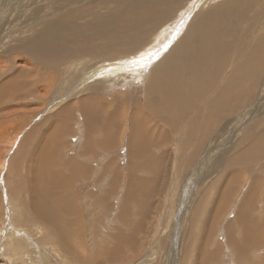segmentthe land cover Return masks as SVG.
<instances>
[{"label": "rangeland", "instance_id": "374dc122", "mask_svg": "<svg viewBox=\"0 0 264 264\" xmlns=\"http://www.w3.org/2000/svg\"><path fill=\"white\" fill-rule=\"evenodd\" d=\"M35 1H39V17L48 7L49 12H56L58 9L59 12H63L76 8V11L69 14L75 24L81 25L76 26L81 30H86L87 24L93 22L94 11L103 13L106 10L102 5L103 0H23V3L20 2L14 9L12 7L14 1L0 0V83L5 79V75L9 76L21 68L20 82H28L29 86L32 85L31 89H36L35 83H29L33 73L27 71L28 54L31 58L33 56L26 48L19 47L27 41L26 39L32 37L30 31H27L28 35L26 34L22 28L24 24L21 22L33 9L36 11L35 6L30 10L29 7L28 9L24 7L27 3ZM222 1L224 0L165 2L163 8L169 15L165 16L158 28L148 34L145 42L147 44L153 41L147 45V48L154 50L155 54L149 56L148 52L143 53L142 44L137 51L133 50V54L125 53L120 59L116 57L117 66L99 64L107 67L100 71L94 65L98 58L108 56L107 54L101 53L100 56V53L96 55L95 51H91L82 56L75 55L72 50H68L71 45L65 37L70 27H66L63 31L62 34L65 36L61 32L55 33L56 40L67 41L61 48L55 50L56 57L34 59L42 63L40 67L42 71L45 68L51 70L59 67L62 62L68 61L57 69L58 79L60 76L62 78L70 75L63 72L66 67L76 77L74 84L69 87L70 90L74 91V88L79 86L81 92L78 89L77 95L56 100L54 106H52L53 102L40 103L35 95L31 98L25 95L20 100H12V105L6 107L4 103H0V264H202L198 259L203 255L208 262L206 264H264V156L259 157V148L254 145L262 141L264 148V85L260 86L262 91L253 87L249 95L245 93L246 102L243 101L240 107H237L240 103L235 99V95L227 97L231 101L225 98L216 99L214 93L210 94V89L204 86L195 87L190 91L191 89L186 85L181 94L187 92L188 95H177L178 105L175 103L177 107L174 105L169 108L158 107L153 109L155 114L148 113L151 111L148 107L149 103L148 101L145 103L144 100L148 96L145 88L150 71L161 58L166 57L167 52L172 50L181 34L186 32L190 23L188 17L202 9L212 12L216 7L215 4L221 6ZM258 1L264 4V0ZM87 6H90L89 9H84ZM8 14L10 16H7ZM221 18L222 20L218 22L221 24L218 32H223L222 35H234L241 21L237 23V17H232L234 23L227 26L225 19L222 16ZM212 22L210 13L208 23ZM202 25L205 24L201 22L197 26ZM255 27V34L252 36L260 37L259 34L257 35L258 22ZM21 33L27 35L26 38ZM160 33L162 36H159ZM142 34L144 35V32ZM144 59H148V62L143 63ZM33 63L36 65L34 67H37V62ZM126 64L128 66H125ZM174 65L169 64L165 70L172 71L175 66V69L181 68L180 65ZM116 67L120 71L116 73L117 77L114 81H109V74L106 71L108 68L116 69ZM137 73L138 75L141 73V76L136 77ZM79 74L83 79L85 78L84 85L81 81L77 82ZM97 79H100L101 84L100 89L95 93L91 88L97 83L95 82ZM3 94H6L4 90ZM100 96L106 100H115L112 107V110L116 107L115 114L112 112L106 116L105 111L101 112L100 104L96 101ZM94 100L96 103H93ZM132 100L144 101L147 112L149 122L144 124L139 120L136 126L133 124L135 130H141V137L145 134L147 139L150 138L147 143L149 145L144 146L145 148L138 144L130 147L129 138L132 136L133 126L129 116L132 112L137 113L135 109H140L139 105L124 104L128 101L133 102ZM69 101L72 105H67ZM223 102L228 103V107L232 108L231 112H222L221 108L216 106ZM24 103L26 105H23ZM34 103L39 104L40 107L34 109ZM61 105L64 106L66 114L64 122H59L63 127L65 126L63 132L61 131L62 139L59 136L60 126L56 119L48 118L50 113L52 114ZM80 106L93 110L91 118L94 122L84 120L83 107ZM105 110L111 112L109 106H106ZM241 116L243 117L240 118ZM9 122L11 124L5 128L6 123ZM209 125L211 128L208 130ZM31 129H35L36 132L29 133ZM208 133L210 136L207 135ZM104 136L107 137L106 141L114 143L112 148L106 147V151L100 147V143L105 141H102L105 139ZM55 138L57 141H54ZM49 140L55 142L54 148L50 143L47 144L51 150L44 149L41 163L45 164L48 160L52 163L47 179L56 176L59 182L60 176H65L63 181L69 183V188L61 191L60 196L63 197L64 194V197H68H63L64 203H69L68 205L74 210L72 214L70 211H65V215L60 211L59 215L51 213L49 222L44 223L29 209V205L33 206L32 199L28 198L31 193V182H28V173L24 171L29 159L27 158L26 162H19L14 156L19 155L18 151L21 154L26 151L28 154L36 143L35 153H38ZM72 155H78L87 173L72 170L78 164ZM35 157L38 158V154ZM67 158L72 159V163L65 162ZM39 171L46 174L43 166ZM33 173L32 176L35 178V170ZM58 186L60 187V183ZM223 187L225 190L222 193L220 190ZM102 193L105 194L104 198L100 197ZM217 193H221L222 198ZM220 200H223L222 207L212 215L216 203H220ZM47 205L51 206V204ZM60 215L65 216V222L59 217ZM251 218L252 221L249 222ZM238 221L242 224H238ZM248 222L249 226L256 222L260 223L263 230L261 245L254 247L255 252L247 250L243 254L242 251L241 259H237L230 249V235L232 234L233 244L240 240L239 232L243 231ZM238 243L241 244L242 241ZM213 247L218 248L219 251L212 250ZM201 248H205L207 253L204 254L205 250ZM242 248L243 246H240V249ZM211 250L212 252H209Z\"/></svg>", "mask_w": 264, "mask_h": 264}, {"label": "bare ground", "instance_id": "6f19581e", "mask_svg": "<svg viewBox=\"0 0 264 264\" xmlns=\"http://www.w3.org/2000/svg\"><path fill=\"white\" fill-rule=\"evenodd\" d=\"M12 1H14L13 6H12L14 9V7H16V5L19 6L20 2H22L23 0H21V1L20 0H12ZM169 1H172V0H103L102 5H103V8H105L106 10H104L103 13H97L96 11H94V13L92 15L93 16V22L87 24L86 30H81L80 28H76V26H81V25L75 24L73 22V19L71 18L72 16L69 14V12L76 11V8L74 10L69 9V11L68 10L67 11L62 10L63 12H59V9L56 12H49L50 10L48 7L47 10L42 9L44 11V13L41 14V17H39V9H40L39 8V1L27 3L26 4L27 7L24 6L25 8L28 9V7H29V10H30V8L35 6L37 9H36V11L33 9L32 12L30 13V15L21 22L24 24L23 27L22 26L21 27L26 31L27 35H28L27 31H30L32 35L30 33L29 34H30V37L31 36L32 37H31V39H26L27 41L26 42L24 41L23 43H22V41H23L22 40L20 42L22 44L19 47H22V48L24 47V49L26 48L27 50H29L30 54L33 56L31 58V57H29V54H28L27 59L29 62V67H28L27 71L29 73L30 72L33 73V77L29 78V79H31L29 81V83H31V84L35 83L36 89H31L30 86H32V85L29 86L28 82L27 83H21L20 82L21 81L20 80V72L22 69L19 68V69L15 70L9 76L5 75V79H3V81L0 83V103L1 102L4 103L5 107H6V106L12 105L11 104L12 100L13 101L14 100H20L21 97L22 96L25 97V95H26V97H29V98H31L32 95H35L38 98V101L40 103L46 104V101H48L49 103L53 102L52 106H54L56 100L61 99V98L66 99L65 98L66 96H70V95L73 96V95L78 94V89L80 91V87L78 86L77 82L81 81V83L83 84V80H85V78L83 79V76L81 74H79L77 76V78H79L78 81L76 82L78 87H75L74 91L70 90L69 87H71V85L74 84L76 77L73 76L72 72H70L66 67L64 68L63 72L69 73L70 75L67 77L64 76L61 78V76H60L62 74L61 73L59 75L60 78L58 79V70L57 69L58 68L60 69V67L63 66L65 63H68V61L62 62V64H60L59 67L51 68V70H47L45 68L42 71V68H40V67H42V65H41L42 63L35 60V59L41 60V58L42 59H54L56 57L55 50L58 47L61 48L67 41L56 40L55 39V33L61 32V34H62L63 31H65V28L68 26L70 27V29L68 31L67 36H65L64 34H62V35L66 37V40H68L69 44L71 45V47L68 50H72L73 54L78 55V56H82V55L88 54V52L95 51L96 55L98 53H100L99 54L100 56H102V54L108 55L105 57L102 56V57L98 58V60L96 61V64L94 63L95 64L94 66H96L98 68V71H100L101 69L103 70V69L107 68L106 66H100L99 64H105L107 66H117V58L120 59L121 55H124L125 53H128L129 55L133 54V50L135 49L137 51V49L142 44H143L142 52L143 53L148 52L147 55L153 56L155 54V51L147 48V45L153 41L151 40L147 44H145V42L148 39V34L151 31L158 28L160 26L161 22L163 21V19L165 18V16L167 14L169 15V13H165V9L163 8L164 3L169 2ZM174 1H179V0H174ZM11 4H12V2H11ZM194 6H195V4H194ZM215 6L216 7H214V10L212 12L211 11H202L203 10L202 9L200 12H194L193 15H191L189 17L187 16L190 19V21H189L190 23L188 22L189 25H187L188 26L187 30L185 29L186 32L184 30L185 33L183 35L181 34V37L178 38L177 42L174 44V47L172 46L173 47L172 50L170 52H167L166 57L161 58L160 61L154 67V69L152 71H150L151 74H149L150 77H149V80H148L146 88H145L146 92H148V96L144 98L145 103H146V101H148L149 106H148V104H147V106L151 110V111L147 110L148 113L152 112L153 114H155L153 109H156L158 107L169 108L171 106L173 107V105L176 106L175 103H177L176 102L177 101V95H180V96L181 95H188L186 91H185L186 94H181L182 92H184L183 90H184L186 85L189 86V88L191 89L190 91H192V89L195 87L204 86L208 90L210 89L209 90V92H211L210 94H212V92L214 93V95H215L214 97L216 99L217 98H221V99L225 98L226 100L231 101L227 97L229 95H231V97H232V95H235L236 98L235 97H233V98H235L240 103L237 107H240L242 105V102L245 100V95H244L245 93L249 95L250 90L253 87H256V89L257 88L260 89V86L263 87V85H264V4L258 0H224L221 2V6L218 5L219 6L218 7L216 4H215ZM89 7L90 6H87L84 9L87 10V9H89ZM78 8H80V7H78ZM59 13H61V14H59ZM210 13H211V16L213 18V22L211 24L208 23V15ZM20 14H18V15H20ZM7 16H10V14H8ZM97 16H99V17L95 18ZM221 16L225 19L227 26H231L234 23V20L232 19V17H237V23L239 21H241V25L238 26V28L235 30L234 35L233 34L222 35L223 32L222 33L218 32V28L221 25L218 22H220L222 20ZM4 20H5V18H4ZM201 22L204 23L205 25L197 26ZM256 22H258L257 35L259 34L260 37H257V36L253 37L252 36L253 34H255ZM174 24H175V22H174ZM175 25H177V23ZM175 25H173V26H175ZM21 27H20V29H21ZM179 27H180V25H179ZM184 28H186V27L184 26ZM177 31H178V29H177ZM17 32L19 35V31H17ZM143 32H144V35L142 34ZM161 32H162V30H161ZM21 34L24 36L23 33H21ZM175 35H177V34H175ZM26 36H24V37L26 38ZM159 36H162V34L160 33ZM14 37L16 39V36H14ZM17 39H20V38H17ZM70 42L73 44H71ZM14 45H16V44H14ZM167 46H168V44H167ZM13 51H15V50H13ZM213 54L217 55L218 58L216 56H214ZM136 58H138V57L136 56ZM33 62H37V64H38L37 67H34L36 65ZM142 62L143 63L148 62V59H144ZM125 63H126V61H125ZM127 64L125 66H128ZM169 64L180 65L181 68L175 69L176 66L174 65L175 67L172 68L174 70H172V71L167 70L166 71L165 68L167 66H169ZM77 65H79V64H77ZM77 65H75V66H77ZM38 66H39V68H38ZM65 66H67V65H65ZM36 68H37V70H35ZM68 68H69V66H68ZM228 68H230V69H228ZM52 69H53V71H52ZM170 69H171V66H170L169 70ZM119 71H120V69H118V67H116V69H109L108 68L106 73L109 74V81H114V78L117 77L116 73H118ZM5 72H6V69H5ZM45 72H47V73H45ZM88 73H89V71H88ZM186 74H188V75H186ZM94 75L95 74H93V77H94ZM140 76H141V73H139V75H138V73L136 74V77H140ZM101 77H103V75ZM106 78H108V77L106 76ZM95 82L99 83V85L97 83L96 84L94 83L92 88L91 87L90 88L93 90L92 92L96 93L100 89L101 81H100V79H97V80H95ZM66 84H68L69 86H67ZM102 84H103V82H102ZM85 85H87V84H85ZM108 85L109 84H107V86ZM88 86H90L89 83H88ZM104 86H105V84H104ZM85 89H87V91H88L87 87ZM211 89L212 90L215 89L216 91H212ZM3 90H4V93H6V94H3ZM17 90H20V91H17ZM68 90H70V91H68ZM187 90H189V89H187ZM196 90H195V92H196ZM89 92H88V94H89ZM205 92H206V90H205ZM193 93H194V91H193ZM88 94H86V96ZM196 95H197V93H196ZM196 95H194V96H196ZM51 97H52V100H50ZM132 97H134V96H132ZM53 98H55V100H53ZM93 98H94V96H93ZM247 98H249V96ZM86 100H87V98H86ZM189 100H190V98H189ZM96 101H98V103L100 104L101 112L105 111L106 116L111 114L112 112H113V114H115L114 111H116L115 110L116 107L112 110V107L115 103V100H113V99L106 100L100 96V99H96ZM215 101H217V100H215ZM125 102H126V99H125ZM244 102H246V101H244ZM58 103H60V102H58ZM93 103H96L95 100L93 101ZM81 104H83V103H81ZM124 104H128L130 106H132V105L138 106L139 105L138 107H140V109H135V111H137L136 114L132 112L129 116L132 120L131 121L132 126H133V124H134V126H136V123L139 120L144 124L149 122L148 117H147V112L145 110L144 101L143 102H140L139 100L138 101L135 100L133 102L128 101L127 103H124ZM188 104H189V101H188ZM207 104H209V102ZM23 105H26V103H24ZM67 105H72V102L69 101ZM177 105H178V103H177ZM106 106H109V108L111 109L110 113L106 112V110H105ZM196 106H197V104H196ZM196 106H194V107H196ZM216 106H219L221 108L222 112H227V111L231 112V110H232L231 107H228L227 102H223L220 104L218 103V104H216ZM39 107H40L39 104L34 103V107H33L34 109L35 108L38 109ZM205 108H206V105H205L204 109ZM211 108H212V106H211ZM191 109H192V107H191ZM185 110H188V109H185ZM197 110H198V108H197ZM182 111L183 110H181V112ZM204 112H206V111H204ZM124 113H125V111H124ZM186 113H187V111H186ZM98 114L102 117V115L100 113H98ZM82 115H83V118L86 122H94L93 118H91V117H93L92 116L93 110L88 109V108H86V106H84L83 111H82ZM115 116H117V115H115ZM196 116H197V114L195 115V117ZM201 116H203V115H201ZM204 116H205V114H204ZM65 117H66L65 108H64V106L61 105V107L58 108L56 111H53L52 114L50 113V116L48 118L56 119L57 124L60 126V128L58 129L59 132H61V131L63 132V128L65 129V126L63 127L62 123H59V122L60 121L64 122ZM160 117H162V116H160ZM193 117H194V115H193ZM208 117H210V116H208ZM223 117L226 118V116H223ZM223 117H222V119H223ZM242 117L243 116H241L240 118H242ZM115 118H117V117H115ZM206 119H204V120H206ZM222 119H221V121H223ZM213 120H215V119H213ZM110 121H111V119H109V122ZM106 122H108V121H106ZM10 124H11V122L6 123L5 128L9 127ZM51 124L52 123H50V125ZM108 125H110V124H108ZM134 126H133V131L131 132L132 136L130 135L131 138H129L130 139V147L132 148L135 144H138L142 147L146 146L148 143V139L150 140V138L147 139L145 134L142 135V137H141L140 136L141 130L140 129L135 130ZM142 126H144V125H142ZM137 127H138V125H137ZM97 128H98V126H97ZM105 128H106V126H105ZM210 128L211 127L209 125L208 130ZM202 131H204V130H202ZM31 132L34 133V132H36V130L31 129V131L29 133H31ZM62 132L59 134L60 138L63 136ZM108 132H110V131H108ZM183 134H185V133H183ZM207 135L210 136V133H208ZM95 138H97V137H95ZM106 138L107 137H105V139H102V141H104V140L105 141L100 143V147L102 149H104L105 151H106V147L108 149H110L113 147V144H114L113 141L112 142L106 141ZM96 140H94V141H96ZM54 141H57V138H55ZM54 141L49 140L47 143L45 142L46 146L44 145L38 153H35V147H36L37 143L36 144L34 143L35 147L30 152H28V154L26 153V151H24L23 154H21V152L18 151L19 155L17 154L14 156V159H16V161H19V162L29 159L27 166H26L27 168L25 167L26 169H24V171L28 173V182H31V193H30V195H28V198L32 199L31 205H33V206H30L29 202H28V205H29L30 211L33 212V214L36 216V218H38L40 221H42L44 223L49 222V214L51 216V213H56L57 215H59L58 213L60 211V212H63L62 214L65 215V211H68V212L70 211V213L72 214V212L74 210V208L72 206L68 205L69 203L68 204H67V202L64 203V200H65L64 198H68V197H64L65 196L64 194H63L64 198L60 196L61 191H63L65 188H69V186H68L69 183L67 184V182L65 180H64L65 182L63 181V179H64L63 177H65V176H62V177L60 176L61 181H59V182H57L56 176H54V177L51 176L52 177L51 179H47L46 176L48 174H50V170L52 169V163L50 160L45 162V164L41 163L42 162L41 159H43L42 156H43L44 149L46 151L51 150V149H49V147H47L48 143H50L52 145V147L54 148V146H53L55 143ZM175 141H176V139H175ZM9 142L11 143V141H9ZM88 142H89V140H88ZM92 142H93V140H92ZM181 142L182 141H180V143ZM128 143H129V141H128ZM254 145H257L259 148V153H260L259 157L264 156V148L262 147V141H258ZM59 146H60V144H59ZM130 150L132 151V149H130ZM127 151H129V150H127ZM179 151H181V150H179ZM195 151H196V149H195ZM56 152H57V150H56ZM94 152H96V151H94ZM46 153H48V152H46ZM36 154H38V158L35 157ZM54 154L56 156V153H54ZM85 154H86V149H85ZM85 154H83V155H85ZM163 156H165V155H163ZM86 157L89 159L87 154H86ZM72 158L76 159L77 163H78L75 165L78 167L74 166L72 170L73 171H79L81 173H83V172L87 173V169H86V167L85 168L82 167L83 164H81L82 161H80L78 159V155H72ZM80 158H82V157L80 156ZM58 160H60V159H58ZM71 160L72 159L67 158L64 161L69 163V162H71ZM56 161H57V159H56ZM143 161H144V159H143ZM17 166H18V163H17ZM42 166L44 167L46 174L41 173L39 171L40 169H42ZM61 166L62 165L60 164V167ZM34 170H35V175H36L35 178L36 179L34 178V176H32V173ZM51 173H53V172H51ZM40 176H41V178H40ZM57 176H59V175H57ZM83 181H84V179H83ZM228 181H230V180L228 179ZM58 183H60V187L58 186ZM76 187H77V185H76ZM224 190H225V188L223 187L220 191H222V193H223ZM217 194L219 196H221V198H222L221 193L220 194L217 193ZM225 194L226 193H224V195ZM104 196H105L104 193H102L100 195L101 198H104ZM217 198H218V196H217ZM12 201H14V200H12ZM248 201H249V198H248ZM101 202H102V199H101ZM243 202H245V201H243ZM47 204H51V206L47 205ZM73 204H75V203H73ZM222 205H223V200H220V203L217 202L214 209H213L212 215H214L215 211L219 210L222 207ZM243 206H245V205H243ZM253 212H251V213H253ZM70 213H68V214L70 215ZM251 213H250V215H251ZM243 215H244V213H243ZM59 217H62L61 219H63V220L65 219V216H63V215H60ZM251 221H252V218L249 222H251ZM64 222H65V220H64ZM234 222L236 223V221H234ZM249 222H248V225L246 224L247 226H245L243 228V231L239 232L240 240L235 241L234 244L232 241V234L230 235V240H229L230 241V249L234 252L235 257L237 259H239L242 256L241 255L242 251H243V254H245L247 250L254 251L253 250L254 247H256V246L260 247V245H261V234H262L263 230L260 226V223L256 222V223H253L249 226ZM237 223L242 224L240 221H238ZM55 227H57V226H55ZM54 232H55V230H54ZM60 241H62V240H60ZM238 241H242V243L240 244V243H238ZM240 246H243V248L240 249ZM201 249L205 250V248H201ZM217 249L214 247L212 248V250H216V252H218L219 250H217ZM212 250L209 252H212ZM256 250H258V249L256 248ZM206 253L207 252L205 250L204 254H206ZM167 258H169V257H167ZM199 258L200 259H198V260H201L202 264L208 263L206 261V257H204V255L202 257H199Z\"/></svg>", "mask_w": 264, "mask_h": 264}]
</instances>
